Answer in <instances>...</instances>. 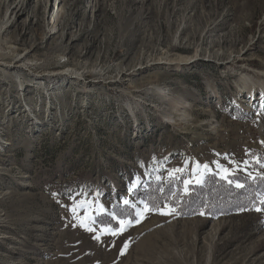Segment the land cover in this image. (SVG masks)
Listing matches in <instances>:
<instances>
[{
    "label": "rangeland",
    "instance_id": "rangeland-1",
    "mask_svg": "<svg viewBox=\"0 0 264 264\" xmlns=\"http://www.w3.org/2000/svg\"><path fill=\"white\" fill-rule=\"evenodd\" d=\"M263 21L264 0H0V55L74 71L0 81V264H264L261 192L178 209L264 178Z\"/></svg>",
    "mask_w": 264,
    "mask_h": 264
},
{
    "label": "trees",
    "instance_id": "trees-1",
    "mask_svg": "<svg viewBox=\"0 0 264 264\" xmlns=\"http://www.w3.org/2000/svg\"><path fill=\"white\" fill-rule=\"evenodd\" d=\"M232 177L240 178L243 182V187H233L228 185L224 180L217 179V181H211L212 177H210V179H207V182L209 181V183L206 182L207 184L203 187L193 186L192 192L184 197L183 202L178 205L179 211L182 214L192 213L202 207L208 213H215L219 210L227 211L231 210L233 207L237 208L249 206L252 199L251 194L255 191L264 194V178L259 177L250 181L249 179H245L237 175ZM219 182H221L222 186H225L226 189L220 188L217 185ZM219 190H226V192L220 193ZM151 193H155L153 184H150V187L147 189V194ZM157 196H163V191L158 193ZM199 199L203 201H200ZM118 210H124V208L118 207ZM117 214H119V211H117ZM104 216L105 214H100L98 218L102 219Z\"/></svg>",
    "mask_w": 264,
    "mask_h": 264
},
{
    "label": "bare ground",
    "instance_id": "bare-ground-1",
    "mask_svg": "<svg viewBox=\"0 0 264 264\" xmlns=\"http://www.w3.org/2000/svg\"><path fill=\"white\" fill-rule=\"evenodd\" d=\"M8 48H10L8 53H4L0 55L1 56L0 59H2L0 60L1 61L0 64L4 65L7 69V71H4L3 73L0 70V81H3L4 78L11 77L12 71L16 72L17 69H27L28 71H30V74L31 73L39 74L45 77H58L60 75H67V74L73 75L74 74L73 73L74 71L71 72V70L69 69L67 70L66 68H63V67L57 70H49V67H48V70H45V68H43L44 70L36 71V69L39 68V65L37 64V62L31 63V64L24 63L23 62L24 56L19 53L18 54L16 53L18 48H14V49H12V47H8Z\"/></svg>",
    "mask_w": 264,
    "mask_h": 264
},
{
    "label": "snow or ice",
    "instance_id": "snow-or-ice-1",
    "mask_svg": "<svg viewBox=\"0 0 264 264\" xmlns=\"http://www.w3.org/2000/svg\"><path fill=\"white\" fill-rule=\"evenodd\" d=\"M206 167V166H205ZM238 187H242L241 185H237ZM125 203H127V201H125ZM262 203H264V201H262ZM258 211L264 210V209H257Z\"/></svg>",
    "mask_w": 264,
    "mask_h": 264
}]
</instances>
